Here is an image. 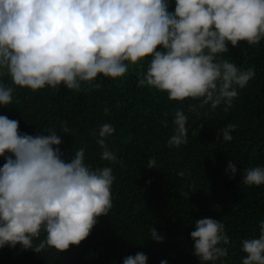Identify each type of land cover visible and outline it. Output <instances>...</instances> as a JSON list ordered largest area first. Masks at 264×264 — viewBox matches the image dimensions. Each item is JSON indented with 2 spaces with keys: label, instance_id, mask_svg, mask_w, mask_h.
<instances>
[{
  "label": "clouds",
  "instance_id": "clouds-1",
  "mask_svg": "<svg viewBox=\"0 0 264 264\" xmlns=\"http://www.w3.org/2000/svg\"><path fill=\"white\" fill-rule=\"evenodd\" d=\"M174 2L169 11L170 0H0V75L11 80L10 85L0 83V106L12 103L16 87L33 92L45 86L58 91L61 85L76 92L84 85L99 89L98 77L121 78L130 66L142 68L141 62L150 58L138 73V87L166 93L171 101L198 100L188 112L221 104L227 112L255 72L222 54L229 44L255 46L264 40V0ZM187 123L185 110H175L170 147L187 143ZM236 128L231 123L221 128L217 139L231 141ZM18 129L19 121L0 115V157L5 161L0 167V248L65 252L90 235L99 217L108 216L113 169L86 164L84 148L66 162L54 129L47 135ZM115 131L103 124L97 144L101 160L122 163L106 143ZM153 168L156 161L150 159L147 169ZM226 172L232 179L237 167L230 161ZM241 183L264 185V167L245 170ZM259 230L258 237L241 241L242 264H264V222ZM149 236L157 243L164 239L153 227ZM190 238L200 264L228 256L231 241L220 220L197 219ZM146 262L142 252L123 260Z\"/></svg>",
  "mask_w": 264,
  "mask_h": 264
},
{
  "label": "trees",
  "instance_id": "trees-1",
  "mask_svg": "<svg viewBox=\"0 0 264 264\" xmlns=\"http://www.w3.org/2000/svg\"><path fill=\"white\" fill-rule=\"evenodd\" d=\"M228 49L223 58L244 69L252 67L255 76L238 89L227 112L223 104L188 112L198 100L171 101L166 93L138 87V73L150 58L141 62L142 68L130 66L121 78L98 77L99 89L84 85L76 92L61 85L58 91L45 86L33 92L16 87L12 103L0 106V115L19 121L21 134L47 135L54 129L66 162L84 148L86 164L111 167L116 180L108 216L99 217L78 246L39 254L20 245L4 247L0 264H123L138 252L147 256L146 264H200L190 233L203 217L220 220L230 237L228 256L215 264H242L241 241L258 237L259 223L264 222V185L241 183L245 170L264 167V40L255 46L229 44ZM0 83L10 85L11 80L0 75ZM178 108L188 115V137L175 148L167 142ZM105 123L116 129L106 143L122 163L101 160L97 139ZM230 123L237 125L233 139H217L218 131ZM150 159L156 168L147 169ZM230 161L237 167L232 179L226 172ZM4 162L0 157V167ZM152 227L164 237L162 242L150 238Z\"/></svg>",
  "mask_w": 264,
  "mask_h": 264
},
{
  "label": "rangeland",
  "instance_id": "rangeland-1",
  "mask_svg": "<svg viewBox=\"0 0 264 264\" xmlns=\"http://www.w3.org/2000/svg\"><path fill=\"white\" fill-rule=\"evenodd\" d=\"M174 7H175L174 0H170V3H169V11H174Z\"/></svg>",
  "mask_w": 264,
  "mask_h": 264
}]
</instances>
